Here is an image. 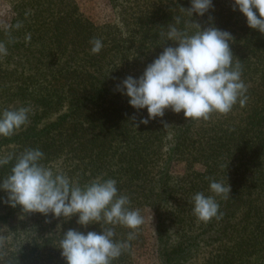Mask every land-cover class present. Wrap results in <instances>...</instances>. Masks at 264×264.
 <instances>
[{
	"label": "trees",
	"instance_id": "1",
	"mask_svg": "<svg viewBox=\"0 0 264 264\" xmlns=\"http://www.w3.org/2000/svg\"><path fill=\"white\" fill-rule=\"evenodd\" d=\"M233 2L212 0L204 15L190 17L183 8H190L191 0H131L129 12L96 25L74 0H57L38 27L42 43L36 38L26 42L15 23L0 28V42L8 52L0 57V112L31 109L28 124L11 137L0 136V157L13 156L0 166V183L25 149L41 150L43 165L82 187L97 177L114 179L118 195L129 197L131 209H138L141 190L154 182L161 264H179L184 246L194 241L210 247L200 264H246L254 253L264 262V34L248 26ZM195 23L201 30L215 27L231 34L233 65L238 59L250 104L234 105L232 110L244 114L226 117L225 125V118L187 120L182 111L171 109L146 125L139 123L147 118V109H134L116 86L129 75L140 77L165 47L177 46L166 40L170 25L192 35L198 31ZM94 38L103 44L98 54L91 53ZM240 152L252 157L250 168L230 165ZM147 156L150 165L142 162ZM178 161L188 167L202 163V180L191 177L172 186L169 174ZM218 165L223 175L217 176ZM212 181L228 183L230 197H215L220 219L198 222L192 197L197 192L214 195ZM6 200L0 189V264H66L59 248L65 232L100 233L105 226H81L78 214L60 221L51 213H25ZM129 231L116 226L114 240H127Z\"/></svg>",
	"mask_w": 264,
	"mask_h": 264
},
{
	"label": "clouds",
	"instance_id": "2",
	"mask_svg": "<svg viewBox=\"0 0 264 264\" xmlns=\"http://www.w3.org/2000/svg\"><path fill=\"white\" fill-rule=\"evenodd\" d=\"M212 7V0H191V7L183 9L191 17L193 13L202 16ZM232 8L239 9L250 28L264 34V0H234ZM176 22L179 23V18ZM195 25L198 31L192 35L170 25L166 40L176 42L177 46L165 47L140 77L129 75L116 86L130 98L128 103L134 109H147V118H141L139 123L146 125L163 117L165 109L182 111L187 120L207 121L213 113L227 115L237 102L245 106L247 86L241 80L239 60L233 65L231 34L215 27L201 30ZM20 27L22 24L17 22L15 28ZM30 40L31 34H27L25 41ZM90 43L91 53L98 54L102 41L94 38ZM7 54L6 45L0 42V57ZM30 111L22 106L0 112V136L11 137L28 124ZM43 157L39 149H25L15 157L10 174L0 183V189L7 193L5 202L12 207L21 206L25 213H51L53 217L66 219L78 214L77 223L84 227L91 223L105 225L100 233L69 229L59 241V248L66 264H112L136 238L144 222L140 210L129 207L127 195H118L114 179L97 177L82 187L63 172L43 165ZM12 159V155L0 157V166ZM209 187L214 195L197 192L192 197V211L198 222L220 219L222 213L218 215L215 197H230L228 183L212 181ZM116 226L131 230L127 240H114Z\"/></svg>",
	"mask_w": 264,
	"mask_h": 264
},
{
	"label": "rangeland",
	"instance_id": "3",
	"mask_svg": "<svg viewBox=\"0 0 264 264\" xmlns=\"http://www.w3.org/2000/svg\"><path fill=\"white\" fill-rule=\"evenodd\" d=\"M57 0H0V28L7 29L10 24L20 22L22 32L24 36L31 34V40L36 38L39 43H42V39L36 37L38 33V27L41 22L55 8ZM79 8V11L84 14L89 20L96 25H102L114 21L119 15L130 11L131 0H74ZM8 26V27H5ZM44 40H47V36L44 35ZM246 102H251V99H247ZM239 102H237L238 104ZM241 110V109H240ZM240 110L233 109L227 115H219L214 113L210 120L223 121L224 125L228 120V116H243ZM146 156V155H144ZM144 163H149V156L146 157ZM141 162V163H142ZM252 157L245 153H237L231 166H235L239 169H248L252 165ZM223 166L218 165L216 169L217 176L223 175ZM205 175V167L202 163H194L191 166H187L184 161H178L173 164L169 179L173 185L185 182L191 177H195L198 182L202 180V176ZM157 186L155 183H151L143 188L140 192L138 209L142 215L144 222L139 227L140 235L136 236L135 240L130 243V248L123 251L119 258L112 261V264H161L159 258V247L160 243L157 242V237L154 232L155 226V213L153 208L155 205ZM60 221L66 220V218L59 217ZM126 240L121 238L120 241ZM199 242H188L184 249L186 253L180 259L179 264H200L202 253L205 250H209L210 247L199 243ZM199 251V252H198ZM198 252V255L188 259L190 254ZM189 255L184 258L186 254ZM246 264H264L259 254H250L246 259Z\"/></svg>",
	"mask_w": 264,
	"mask_h": 264
}]
</instances>
